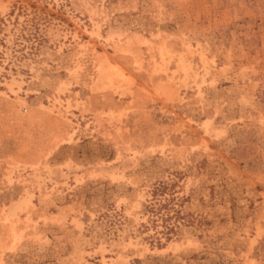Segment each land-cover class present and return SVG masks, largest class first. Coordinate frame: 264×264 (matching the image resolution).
I'll return each mask as SVG.
<instances>
[{
  "label": "rangeland",
  "instance_id": "1",
  "mask_svg": "<svg viewBox=\"0 0 264 264\" xmlns=\"http://www.w3.org/2000/svg\"><path fill=\"white\" fill-rule=\"evenodd\" d=\"M0 264H264V0H0Z\"/></svg>",
  "mask_w": 264,
  "mask_h": 264
}]
</instances>
